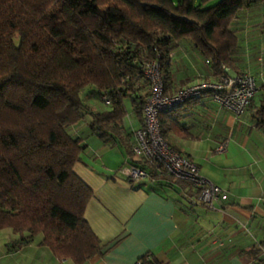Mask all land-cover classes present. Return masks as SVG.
I'll use <instances>...</instances> for the list:
<instances>
[{"label": "trees", "instance_id": "trees-1", "mask_svg": "<svg viewBox=\"0 0 264 264\" xmlns=\"http://www.w3.org/2000/svg\"><path fill=\"white\" fill-rule=\"evenodd\" d=\"M256 1L264 3L0 0V229L41 235L55 258L74 264L101 254L84 219L92 192L73 172L83 139L70 128L86 115V131L125 145L119 132L125 100L140 118L149 93L142 66L158 62L166 90L169 53L181 39L208 61L213 76L221 65L237 71L232 23ZM83 90L98 98L107 91L109 105L93 110ZM195 100L159 112L164 138L184 129L176 110ZM256 117L264 124V102ZM136 264L163 263L146 253Z\"/></svg>", "mask_w": 264, "mask_h": 264}, {"label": "crops", "instance_id": "crops-1", "mask_svg": "<svg viewBox=\"0 0 264 264\" xmlns=\"http://www.w3.org/2000/svg\"><path fill=\"white\" fill-rule=\"evenodd\" d=\"M169 57L167 94L178 87L216 80L186 38L175 43ZM239 63L258 77L257 60ZM228 69L231 75L240 74L238 68ZM257 83L241 115H234L204 92L176 110L184 129L165 135L166 142L194 162L209 182L228 192V199L214 208L196 202L195 192L187 191L194 203L184 198L183 187L170 177L144 178L137 184L115 178L116 168L137 162L130 151L132 133L122 145L117 139H99L85 125L80 127L76 135L82 137L84 149L73 172L92 192L84 219L101 247V254L82 264H136L146 253L163 264H264V124L256 121L257 108L264 102V84L260 79ZM125 107L133 132L141 125V117L134 115L130 105L125 103ZM222 141L226 148L217 152ZM114 146L124 156L112 166L108 153ZM40 241L41 235L0 229V264H74L55 258Z\"/></svg>", "mask_w": 264, "mask_h": 264}, {"label": "built area", "instance_id": "built-area-1", "mask_svg": "<svg viewBox=\"0 0 264 264\" xmlns=\"http://www.w3.org/2000/svg\"><path fill=\"white\" fill-rule=\"evenodd\" d=\"M208 63L207 60H205ZM260 67L258 77L249 73L229 75V69L221 65V73L215 81H200L184 87H179L171 94H166L159 63L146 62L141 68L148 81L149 93L144 101L141 125L132 132L133 141L130 151L136 163H124L116 171L115 178H123L132 184L139 183L144 178L170 177L185 184L182 195L194 203V197L187 191L195 192V201L206 208H214L215 203H223L228 199V192L209 182L199 171L197 165L170 146L162 136L158 114L180 106L190 99H196L204 92H209L211 99L234 115H241L255 95L260 79L264 84V56L257 57ZM100 100L109 105V95L103 91ZM226 148V141L220 142L217 152ZM264 255V250H261Z\"/></svg>", "mask_w": 264, "mask_h": 264}, {"label": "rangeland", "instance_id": "rangeland-1", "mask_svg": "<svg viewBox=\"0 0 264 264\" xmlns=\"http://www.w3.org/2000/svg\"><path fill=\"white\" fill-rule=\"evenodd\" d=\"M198 1L199 0H196V2ZM211 4L212 3H210L209 5ZM232 28L234 29L238 37V47L232 53L235 66L237 63L236 67L238 68L240 73H248L249 71L247 70V67H241V63L239 62L248 58L255 64L259 55L262 54V56H264V4L256 1L249 9L243 10L233 21ZM229 75L231 76L230 73ZM85 90H83V92L81 93V97L83 102L87 106L97 111L106 109V105L101 102L100 98H98L96 94L90 93L88 95H84ZM125 103L129 106L128 99L125 100ZM88 121V116L85 115L81 119L79 124L70 129V132H72L73 135L79 134L78 131L80 127H82V125H86ZM129 123V116L126 115L122 126L120 127V129H122L120 130V132L123 139L129 138L128 136H131L132 126H130ZM108 154L112 156V160L109 161V164H111L112 166L120 164L124 156L123 150L115 146ZM104 160L108 161L107 159ZM117 169L118 168L114 170L112 175H115V171Z\"/></svg>", "mask_w": 264, "mask_h": 264}]
</instances>
